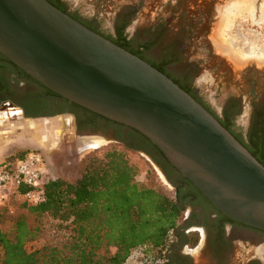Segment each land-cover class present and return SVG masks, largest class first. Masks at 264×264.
Wrapping results in <instances>:
<instances>
[{"label":"water","instance_id":"1","mask_svg":"<svg viewBox=\"0 0 264 264\" xmlns=\"http://www.w3.org/2000/svg\"><path fill=\"white\" fill-rule=\"evenodd\" d=\"M0 53L60 97L145 136L219 212L264 231V165L152 64L48 0H0Z\"/></svg>","mask_w":264,"mask_h":264},{"label":"trees","instance_id":"2","mask_svg":"<svg viewBox=\"0 0 264 264\" xmlns=\"http://www.w3.org/2000/svg\"><path fill=\"white\" fill-rule=\"evenodd\" d=\"M48 1L65 12L62 0ZM125 28L126 24L119 26L115 37L110 35L108 39L144 59L154 42L135 47L125 34ZM171 63L172 59H166L152 65L171 78L167 71ZM175 82L197 99L190 84L184 86ZM219 121L264 165V128L256 127L245 142L232 131L229 116L226 122ZM141 136L138 149L119 141L121 148L112 146L88 155L82 161L80 177L75 182L63 179L45 182L44 199L40 204L21 203L13 213L0 210V264H135L134 253L144 254L145 264H172L171 255L165 257L164 254L176 247L177 230L187 211L189 197L206 202L223 214L191 181L186 180L190 188L187 195L182 189H176L170 174L176 169L155 145ZM139 149H148L165 168L167 179L175 187L174 196L140 183L141 169L130 153ZM42 240L45 241L43 247L28 250L29 244ZM199 240V233L192 232L186 236L183 246L195 247ZM153 252L161 256L149 258L148 253Z\"/></svg>","mask_w":264,"mask_h":264},{"label":"rangeland","instance_id":"3","mask_svg":"<svg viewBox=\"0 0 264 264\" xmlns=\"http://www.w3.org/2000/svg\"><path fill=\"white\" fill-rule=\"evenodd\" d=\"M85 2L87 0H77ZM105 6L98 5V1L95 4H89V10L95 13L96 11L106 18V26L114 27V17H117L124 10L123 0H108ZM158 0L150 9H143L138 11L134 17L135 25L132 26L135 39H141L139 28L142 26V20L144 16L148 15L150 25H145V28H149L156 25H161L157 32V43L154 42L153 51L150 54V59L155 62H160L164 59H172L171 74L175 78H181L184 74H190L196 84L200 87L202 92L208 94L211 97V101L218 107L223 106L227 99H234L238 96L235 91L237 90L239 79H243V76L248 72L246 71L247 62L237 63L239 65L236 68L234 75L226 68L225 63L219 58L208 59V55H205V50L209 47V41L207 37L216 39L219 43L222 51L224 45L225 49L232 47L241 55H246V58L264 59V49L257 51L255 44L258 47L264 46V24L258 25L254 21H249V18L256 19L257 11L260 10L264 17V4L261 9L253 5L251 8L244 6L242 0L240 3L229 2L224 8H219L222 0H216L218 3L216 11H211L210 17L212 18L205 27L198 31L201 12L196 5L197 0ZM228 1V0H224ZM223 1V2H224ZM98 2V3H97ZM111 2V3H110ZM176 13V15H173ZM206 14L209 10H206ZM208 16V15H207ZM174 18L176 20H174ZM183 18V20H181ZM141 22V23H140ZM264 23V22H263ZM165 27H164V26ZM218 25V26H217ZM138 28V30L136 29ZM167 28V29H165ZM137 30V31H136ZM217 37V38H216ZM152 42V43H153ZM255 43V44H254ZM230 45V46H229ZM228 46V48H227ZM226 50V51H228ZM178 53L175 59L173 54ZM264 67V66H263ZM264 70V69H263ZM242 85V84H241ZM237 94V95H236ZM240 98H244L245 110L242 113L241 118L245 122H250L251 119V107L249 100L243 94L239 95ZM238 96V97H239ZM3 113H5L3 115ZM17 110L13 107L0 108V120L3 121V117H6L12 123L17 125V129L8 134L0 136V164L4 162L16 163L18 160L24 158L28 153L32 151H38L42 153L46 159V179L56 180L63 179L68 182H75L80 177L82 161L91 153L112 147L122 146V143L115 141L113 138H102L104 130L101 129L99 136H87V140L83 139V136H79L74 120L70 116H63L56 120L37 121L35 126H39L40 130L45 133L48 128L52 131L57 129L58 141L53 147L40 146L35 141L38 137L37 133L32 128V124L22 119ZM30 126L29 129L25 128ZM41 131V132H42ZM0 132H3L0 127ZM115 135V131H110ZM44 133L40 136H43ZM39 136V137H40ZM88 141L90 143H88ZM95 141H102L99 146H94ZM87 142V143H86ZM131 158L141 169V175L139 181L141 184L148 187H155L170 196L175 195V187L168 179L163 176L162 169L143 152L131 151ZM167 178V177H166ZM185 219V214L180 223L182 225ZM200 240L197 246L192 247L188 245L193 256V264H205V255L202 253L205 249V234L202 231ZM237 236V235H236ZM235 236V237H236ZM242 239H240V238ZM236 239L239 246H244L249 249V253L241 250L239 247H235L231 252L229 258L232 259L230 264H244L247 262L248 257L254 255L256 251L264 246L263 237L249 238L247 236H239ZM176 241V238H175ZM45 245V241H39L28 245L29 251H35ZM187 246L181 247L180 251L187 252ZM255 251V252H254ZM175 252V251H174ZM254 252V253H253ZM149 258L160 257L159 252L148 253ZM173 255V251H167L164 256ZM165 257H161L165 261ZM147 258V257H146ZM135 264H145L144 254L135 255Z\"/></svg>","mask_w":264,"mask_h":264},{"label":"flooded vegetation","instance_id":"4","mask_svg":"<svg viewBox=\"0 0 264 264\" xmlns=\"http://www.w3.org/2000/svg\"><path fill=\"white\" fill-rule=\"evenodd\" d=\"M96 1L99 2H97L98 5L102 4L103 6L109 2L108 0H87L85 2L77 0H62L64 3V10L67 14L107 39L110 35L115 37L118 27L126 24L125 34L129 40L133 41L135 47L144 45L147 42L154 41L155 44L157 43V32L161 25L158 24L154 26L152 24L151 27L145 28V25H150V18L148 15L144 16V20L141 21L142 23L140 22L142 26L139 30L136 27L140 32L141 39H135L132 26L135 25L134 17L138 11L145 8H152L158 0H123L125 2L124 10L119 16L114 17V27L112 28L106 26V18L104 16L100 15L97 11L93 13V11L89 10V4H86V2L96 5ZM223 1L224 0L220 2V5L223 3H225V5H221V7L219 6L220 9L226 7L231 1L234 3H240L242 0ZM172 2L174 1L170 0L169 3ZM217 4L216 0H197L196 5L198 10L201 12L209 10V13H201V23L195 34L199 33V30L202 29V27H205L212 19L210 17L212 13L211 11H216ZM263 4L264 0H255L254 3L255 7L257 6L258 9H261ZM173 15H176V13ZM174 20L176 19L174 18ZM181 20H183V18H181ZM249 21H254V23L258 25L264 24V17L260 10L257 11V18H249ZM207 40L209 41V47L205 50V55H208V59H221L225 63L226 68H228L233 75L236 68L239 67L237 63L247 62L244 67L247 68L246 71L248 72L243 76V79L237 81L238 86H236L237 90L235 93H237L238 96L243 94V96H246L247 100H249L252 112L250 122H245L241 118L242 113L245 110V99L243 97L240 98V96H237L234 99H227L223 106L218 107L211 101V97L208 94L202 92L190 74H184L180 79L175 78L172 76L170 70L172 63L167 67V71L171 75V78L174 81H178L179 84L184 86L190 84L193 95L196 96V98L202 102L201 104L218 118V120L226 122V117L229 116V120L233 123L231 129L234 134L239 139L247 142L256 127L259 129L264 128V59L246 58L237 61L234 60L228 49L223 48L222 51L221 47H219V43L216 42V39L207 37ZM153 48L154 45L145 52L143 56L144 60L154 65L160 64L166 60L164 59L160 62L151 60L150 54L153 51ZM262 48L264 49V46L258 47L255 44V49L257 51ZM177 55L178 53L173 54V59H175ZM75 105L60 96L49 94L45 87L41 86L38 82H35L33 78L0 53V108L13 107L21 113L20 115L22 116V119L32 124L31 126L33 130L38 135V137L36 136L35 141L40 146L53 147L58 141L57 129L54 130L52 128L51 131V128H47L44 133L42 129L40 130V127L37 125L35 126L34 123L37 121L47 122L49 120H56L63 116H70L73 118L78 135L81 137L83 136V139L85 140H87V136H99L97 133L103 129L104 134L100 137L104 139L113 138L115 141H126V143L132 144L135 149H138L141 145L142 136L139 133L126 126L112 122L100 115L97 116V114L91 111L80 109ZM110 131H115V135H111L112 133ZM43 133L44 135L40 136ZM131 134L136 135V137H132ZM88 143L90 142L88 141ZM138 151L151 157V159L162 169L164 174L168 176L165 168L160 165L158 159L155 158L148 149H139ZM40 154L42 155L46 166V159L42 153ZM170 174L173 176V181L176 183V189H182L183 193L187 195L190 188L186 179H183L180 173L176 170H173ZM187 204L185 219L177 230L178 237L175 242L176 247L172 249V264H193L192 258L194 255L191 253L193 250L186 245L188 249L187 252L182 253L180 251L181 247H185L183 246V243L185 242L186 236L192 232H200L202 234L203 231L205 234L206 243L204 252L202 253L205 255V264H230L232 259H230L229 256L235 247H239L241 250L249 253L248 248L238 245V242L240 243V241L236 238L239 236L264 238V231L242 225L233 220H228L225 215L219 214L210 205L206 204V202L194 198L193 196L188 198ZM244 264H264V246L256 251L254 255L248 257L247 262Z\"/></svg>","mask_w":264,"mask_h":264},{"label":"built area","instance_id":"5","mask_svg":"<svg viewBox=\"0 0 264 264\" xmlns=\"http://www.w3.org/2000/svg\"><path fill=\"white\" fill-rule=\"evenodd\" d=\"M46 166L39 152H31L16 163L0 164V210L11 213L21 203L40 204L44 195Z\"/></svg>","mask_w":264,"mask_h":264},{"label":"crops","instance_id":"6","mask_svg":"<svg viewBox=\"0 0 264 264\" xmlns=\"http://www.w3.org/2000/svg\"><path fill=\"white\" fill-rule=\"evenodd\" d=\"M5 113H3L4 115ZM2 120H0V127H2L3 132H0V136L1 133H3V136H6L8 134H13L12 132H14L17 129V125H15V123H12L11 121H9V119H7L6 117H3ZM25 128L29 129L30 126H26ZM36 138V137H34Z\"/></svg>","mask_w":264,"mask_h":264},{"label":"bare ground","instance_id":"7","mask_svg":"<svg viewBox=\"0 0 264 264\" xmlns=\"http://www.w3.org/2000/svg\"><path fill=\"white\" fill-rule=\"evenodd\" d=\"M244 3H243V5L244 6H247V7H249V8H251L252 7V5H253V1L252 0H250V1H248V0H245V1H243ZM230 46V45H229ZM224 48H226V45H224ZM227 48H228V46H227ZM230 50V49H229ZM230 54L232 55V57L234 58V60H242V59H246V55H241V54H239V53H237V51H235V49L232 47V52H230ZM102 143H104V142H102V141H95L94 142V146H99V145H101Z\"/></svg>","mask_w":264,"mask_h":264}]
</instances>
